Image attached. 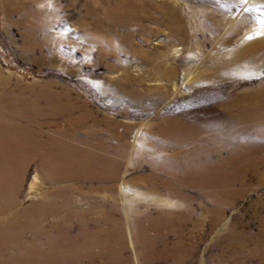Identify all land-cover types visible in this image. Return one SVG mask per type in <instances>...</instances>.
I'll return each mask as SVG.
<instances>
[{"label": "rangeland", "instance_id": "obj_1", "mask_svg": "<svg viewBox=\"0 0 264 264\" xmlns=\"http://www.w3.org/2000/svg\"><path fill=\"white\" fill-rule=\"evenodd\" d=\"M261 5L264 0H0V115L46 123L45 140L76 147L92 140L112 153L122 150L115 194L120 183L140 192L139 226L147 225V215H170L169 226L147 232L146 243L129 203L118 199V212L89 228L97 239L90 254L63 264H264V122L234 120L244 105L264 108V46L253 47L264 40L257 34L264 26L245 35L264 16ZM171 6L184 16L182 32L168 27ZM172 123L183 128L182 142L161 131ZM230 154L236 161L215 167L227 164L232 185L183 180L180 168L193 158L206 166ZM164 155L174 157V197L144 177ZM65 167L57 185L64 191L80 185L64 178L71 175ZM34 171L32 164L23 176V205ZM1 237L0 264H44L25 252L28 242Z\"/></svg>", "mask_w": 264, "mask_h": 264}, {"label": "bare ground", "instance_id": "obj_2", "mask_svg": "<svg viewBox=\"0 0 264 264\" xmlns=\"http://www.w3.org/2000/svg\"><path fill=\"white\" fill-rule=\"evenodd\" d=\"M241 20L244 19L235 18L237 22ZM183 21L184 16L171 6L167 24L173 34L174 29L183 31ZM257 28L256 22L245 31V35L251 37ZM263 46L264 40L253 45L256 49ZM263 114L262 107L256 109L244 105L240 107L234 120L239 124L264 122ZM4 117L7 116L0 115V236L2 239L31 244L25 252L32 256L33 262L63 264L64 259L87 257L97 243L96 235L89 228L97 226L99 221L108 222V218L118 212V199L124 207L129 203L135 228L140 231L141 239L146 243L149 242L147 232L150 229L158 230L169 226L170 215L162 212H157L156 217L147 215V225L139 226L135 214L142 212L139 209L144 200L140 192H128L129 186L120 183L119 193L116 191L117 195L115 194L116 181L122 175V150L112 153L102 143L92 140L81 141L78 147L74 143L71 145L53 137L45 140L43 127L46 123L17 116L4 120ZM182 130L180 125L174 123L161 128L173 142L174 139L183 141ZM47 145L57 149L50 148L52 150L49 151ZM159 151H155L156 158L160 155ZM206 157L210 159L211 153L207 152ZM237 158L236 154H230L228 158L210 161L203 166L199 163V158L195 157L188 166H181L183 180L192 185L198 183L221 189L230 186L232 184L227 181L230 177L226 170L227 164L223 169L215 165L222 161L234 162ZM160 160L153 166V172L144 177L151 181L155 191L164 189L169 196L174 197V157L164 155L160 156ZM58 162L63 165L58 167ZM32 164L35 171L29 186L30 201L28 205H23L21 183L27 168ZM62 167L71 171V175L64 178L73 177L75 182L80 181L78 187H70L64 191L57 186L61 181ZM135 179L136 182L141 181L142 177ZM235 179L236 176H232V180ZM87 182L97 185L85 186ZM47 183H51V186L45 187ZM93 188L104 191L106 195L96 196ZM75 190L79 192L78 197L72 194Z\"/></svg>", "mask_w": 264, "mask_h": 264}, {"label": "snow or ice", "instance_id": "obj_3", "mask_svg": "<svg viewBox=\"0 0 264 264\" xmlns=\"http://www.w3.org/2000/svg\"><path fill=\"white\" fill-rule=\"evenodd\" d=\"M245 2H246V0H245ZM261 7H264V5H261ZM257 23L260 24V25H262V26H264V16H262L261 18H259L257 20ZM257 34L258 35H264V31H260ZM249 38H251V37H249Z\"/></svg>", "mask_w": 264, "mask_h": 264}]
</instances>
